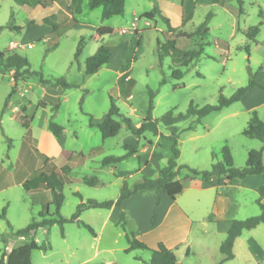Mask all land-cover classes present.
<instances>
[{
    "label": "rangeland",
    "instance_id": "obj_1",
    "mask_svg": "<svg viewBox=\"0 0 264 264\" xmlns=\"http://www.w3.org/2000/svg\"><path fill=\"white\" fill-rule=\"evenodd\" d=\"M167 1L180 3V0ZM86 3L82 0L81 14L76 17L79 27L70 28L57 37L51 33V25L60 27L69 20L64 14L69 13L65 0L57 2L61 9L46 18L48 23L42 22V18L52 14L53 10L31 9L13 0H0V52L17 50L27 57L31 72L41 73L45 79L63 78L71 86L66 90L50 91L38 82L37 76H32L19 84L6 112L1 115L12 79L11 72L0 68V163L14 178L11 186L0 190V214L5 209L6 218L0 219V235L6 239V251L34 238L39 245H49L50 249L32 251L31 264H145L135 257L148 261L150 250L125 253L128 248L126 233H132L149 249H154L159 242L174 246L176 264H218L222 259L219 247L226 238L225 223L260 214L256 190L262 185V178L233 179L228 183L223 179L218 183L212 165L223 161L225 147L236 168L246 166L249 151L262 149L260 141L243 135L252 111H256L264 122V95L261 94L251 95L244 102H236L207 115L192 129L189 127L195 118L173 128L158 123L160 136L176 134L177 166L188 168L181 169L177 177L184 186L176 197L180 212L177 217L171 215L158 229H150L153 212L150 191L121 208L126 215L125 232L117 225L119 211L114 208L81 210L78 220L90 226L95 236L76 223H65L62 228L53 224L38 229L33 237L15 236L7 227L6 221L14 230L25 228L37 217L43 205L51 201L50 192L44 187L26 191L22 186L25 179L42 171L37 167L36 158L41 160L39 155L49 158L50 164L46 165L47 170L44 169L47 172L63 166L70 168L68 182L62 188L64 201L59 211L64 218L76 213L81 199L83 202L88 199L115 200L123 181L131 185L140 175L155 178L158 170L166 165L171 143L165 138L146 133L138 139L119 119V133L103 139L99 131L89 125L90 122L99 123L106 115L111 98L119 113L136 127L147 115L149 90L154 92L151 117L158 121L169 111L175 115L185 114L190 103L198 108L215 105L220 94L230 97L246 86L251 76L264 87V0H242V12L236 0H226L223 5L197 2L191 19L184 22L181 30L193 33L209 13L212 18L202 44L197 39L176 40V46L181 50L202 45L200 57L187 67L173 66L169 57L164 59L162 67L159 66L157 41H164L161 32L166 26L159 18L154 22L141 18L152 9L153 2L125 0L123 15L105 20L101 19V8L91 11ZM167 18L175 21L172 15ZM7 25L20 31L9 30ZM102 26L110 27L112 33L98 37L96 29ZM254 26L259 31L255 43L251 44L246 32ZM121 30L126 33L120 34ZM80 39L83 45L76 62L74 53ZM132 39L139 40L137 47L130 44ZM125 41L128 45L122 59L117 53L97 73L84 76L85 60L94 55L99 46L113 50ZM124 63L129 68L126 73L129 82L123 87L125 94L120 93L117 84L120 66ZM174 69L182 72L180 79L170 76ZM162 79L165 83L161 85ZM40 102L45 106L41 107ZM56 105L58 110L53 112ZM20 107L25 108L23 113L14 112ZM21 114L28 127L23 125L25 120L19 118ZM52 115L53 121L64 129L61 142L48 130ZM134 144H138L136 156L114 166L102 165L107 157H123L127 153L124 146ZM61 150L72 153L68 162ZM262 161L264 165V153ZM190 169L210 172V185L202 186L203 182L193 180ZM91 178L97 180L95 185L87 184ZM219 193L225 200L215 208L214 200ZM49 214H54L53 207L49 208ZM216 217L224 221H213ZM3 248L0 242V253ZM232 252L233 258L223 264H264V223L243 231L235 240Z\"/></svg>",
    "mask_w": 264,
    "mask_h": 264
},
{
    "label": "trees",
    "instance_id": "obj_2",
    "mask_svg": "<svg viewBox=\"0 0 264 264\" xmlns=\"http://www.w3.org/2000/svg\"><path fill=\"white\" fill-rule=\"evenodd\" d=\"M19 5H26L29 8L33 9L35 7H40L46 9L51 7L55 2L60 0H13ZM153 2V7L150 11L142 14L141 18L154 22L157 18L161 19L166 26V30L161 32L164 39L163 42L157 41L158 45V64L160 67L163 66L164 59L169 57L171 64L173 66L187 67L193 61L197 60L202 51V45H195V47L180 50L175 46V41L177 38H185L188 40L195 41L196 39L202 44L204 38L209 32L208 22L212 18V14H208L205 20L196 28L193 33H186L181 29L172 28L168 19L163 17L160 10L153 0H147ZM199 1H211L213 3H219L223 5L226 0H181V5L183 8V22H186L191 19L193 14L194 7ZM239 5V11L242 12V0H236ZM81 2L82 0H65L66 8L69 11L71 17L69 20L60 27L52 26V34L54 36H61L70 28H73L78 24L77 16L81 14ZM87 8L89 10H94L101 8V19H109L115 16H122L124 13L125 0H87ZM44 23H48L44 19ZM7 29L13 31H20L19 28L13 25H7ZM259 29L257 26L250 27L246 32V38L249 43H255V37ZM112 33L110 27H99L96 29V34L98 37H103ZM138 32L135 31V35ZM130 44H134L136 47L139 45V40H131ZM83 45V40L80 39L79 44L74 53V60L77 62L79 56L81 55V49ZM53 47H56L54 44ZM248 50V49H247ZM111 54L109 50L104 46H99L94 53L85 60L84 67V76L89 77L97 73L104 65L108 64L110 61ZM0 68L4 72H11L12 85L10 92L7 98L4 101L3 107L1 109V115L4 114L8 107V102L13 94L17 92L19 84L25 82L28 78L32 76L38 77V82L41 85L47 86L52 89L61 88L62 90L69 89L71 86L63 78H54L50 77L45 79L41 73H34L30 70V63L27 57L24 54H21L17 50L0 52ZM121 73H123L118 79L117 84L119 85L120 93L125 94L123 89L124 85L129 82L126 80V72L128 71L127 64L124 63L120 66ZM172 78L180 79L182 77V72L179 69H174L171 71ZM165 83V80L162 79L161 85ZM253 88H259L264 90V87L255 82L254 77L251 76L248 84L242 88L237 89L230 97H224L222 94L218 96L217 103L215 105H204L201 108L194 106L190 103L185 114H174L173 111H169L164 114L160 120H153L151 117V112L153 108V98L154 92L149 90V103L148 111L146 117L142 122L137 126L133 127L130 119L124 117L119 113L118 107L115 105L114 100L110 99V108L107 111L104 119L100 123H91L90 126L96 128L103 139L115 137L121 129V121L126 124L127 129L131 132L132 135L138 139L146 133H150L155 137L160 136L158 131V123L160 122L163 126L167 128H173L176 124L189 120L190 118H195V121L192 122L189 129H192L194 126L200 123V120L211 113H217L221 110L229 107L230 105L241 101V99ZM41 107L45 106L44 102H40ZM53 112L58 110V105L53 107ZM25 108H21L23 113ZM53 115L48 121V130L56 138L58 142L62 141L63 137V127L53 121ZM19 118L25 120L23 125L28 127L27 120L24 116L19 115ZM243 135L257 139L262 144L261 150H251L247 155L246 166L243 168H236L233 165L229 150L225 147L223 148V161L216 162L212 165V170L216 174L218 180L231 181L233 179H245L248 176H261L262 185L256 190L258 194V199L256 204L259 207L260 214L254 217L247 218L242 221L232 220L230 222V228L226 233L225 240L220 244L219 252L222 256L221 261L218 264H223L233 258V244L235 240L241 236L242 232L245 230H251L256 228L258 225L264 223V165H263V153H264V122L258 117L256 111L251 112V117L248 123V127L243 131ZM165 138L171 143L170 155L167 158L166 165L158 170L155 178H148L146 176L140 175L137 179L131 184L128 185L126 181L120 186L119 195L115 200H106V201H96V200H86L83 202L79 194H75L81 199V203L77 207L76 213H74L70 218H64L60 215L59 211L63 204L64 197L62 193V188L64 183L68 182V174L70 173V168L68 166H63L57 171L47 172L46 165L49 163V158L45 155L41 156V160L36 158L37 167L41 169L38 175L33 176L31 179L26 180L22 183L23 188L26 191L37 190L39 187H44L50 192L51 201L48 204L43 205L41 211L38 213L36 218H32L29 224L22 229L14 230L9 222L6 221L7 227L13 231V235L19 237L34 236L35 232L41 228H47L53 224H57L60 228L65 223H76L79 227L86 229L92 236H95V233L90 226L81 222L79 219V214L83 209H106L110 210L115 208L119 211L117 217V225L125 232L126 226V215L121 209V204L128 200L133 195L137 194L140 191H154L156 194L153 212L150 218V226H155L157 222V214L155 209L160 203L159 192L165 193L171 199H175L180 195L184 189L183 182L177 179L179 171L181 169H188L186 166L178 167L176 160L179 157V151L177 148V136L175 133H172L168 137L160 136ZM8 147L10 145V140H8ZM151 144V143H149ZM127 153L123 157H107L102 161L104 166H114L124 159L130 156H136L138 151V144L126 145L124 146ZM61 155L65 160H69L72 156V153L69 151L61 150ZM50 164V163H49ZM190 172L194 175L193 180H199L204 184L209 182L208 177L210 172H199L193 169H190ZM97 180L91 178L87 181L88 185H95ZM13 184L12 175L8 169L1 167L0 163V190H3ZM53 207L54 214H49V208ZM0 219L6 220L5 218V209L2 210L0 214ZM126 239L128 243V248L125 250V253H129L134 250H150L151 256L148 261H143L140 257H135V260L141 261L145 264H176V257L172 250L167 248L163 243L159 242L156 244L154 249H149L148 246L139 241L132 233H126ZM0 242L4 245V248L0 253V264H31V253L32 251H43L46 252L50 249L49 245H39L34 238L29 242L19 245L16 248H13L9 251H6L7 243L4 236L0 235Z\"/></svg>",
    "mask_w": 264,
    "mask_h": 264
},
{
    "label": "crops",
    "instance_id": "obj_3",
    "mask_svg": "<svg viewBox=\"0 0 264 264\" xmlns=\"http://www.w3.org/2000/svg\"><path fill=\"white\" fill-rule=\"evenodd\" d=\"M87 1V0H86ZM155 2V4L157 5L158 9L160 10L161 14L163 17L167 18L170 17L172 15L173 19H175L174 22H171L168 18V21L171 25L172 28H175V29H181L183 27V18H184V14H183V8H182V5H181V0H180V3L179 4H176V3H173V2H169L167 0H153ZM40 8V7H38ZM42 9V8H41ZM60 6L57 4V2H55L51 7L49 8H46V10H53L52 14H47L46 16H44L42 18V22H44V19H46L47 17L51 16V15H54L55 13L58 12V10H60ZM64 14L68 17H71V15L68 13V12H64ZM175 17V18H174ZM79 21H78V24L75 25L73 28L75 27H79ZM136 31L138 32V29H136ZM177 39H180V38H177ZM176 39V40H177ZM185 39V38H184ZM188 40V39H186ZM127 45H128V41H125V42H122L120 44H118L115 48H113V50H110L109 48H107L111 54V58L110 60L114 57V55H117V53L119 54V59H122L123 56H124V53L127 49ZM175 46H176V41H175ZM177 47V46H176ZM178 48V47H177ZM179 49V48H178ZM119 50V51H118ZM181 50V49H180ZM113 51V52H112ZM114 53V54H112ZM127 73V72H126ZM123 73H119L117 78H119ZM127 76V74H126ZM128 80H129V77L127 76ZM24 83V82H23ZM49 90L51 91L52 88H49ZM49 92V91H48ZM254 94H261V95H264V93L262 92V90L258 89V88H253L251 89L242 99H241V102H244L249 96L251 95H254ZM20 111L21 112V107L20 108H16L14 109V112H18ZM13 112V111H12ZM105 117V116H104ZM103 118H101L100 122L103 121ZM99 122V123H100ZM138 126V125H137ZM136 126V127H137ZM151 145V144H150ZM145 148H143L144 150ZM70 160V159H69ZM69 160H66L67 162ZM147 163V162H146ZM139 172V171H137ZM12 175V173H11ZM248 177H254V176H248ZM246 177V178H248ZM257 177H261V176H257ZM12 179L13 178V175H12ZM178 179V178H177ZM28 180V179H25V181ZM23 181V182H25ZM215 181H217L218 183H221L222 180H218L215 179ZM232 181V180H231ZM230 181H226L224 183H228ZM210 185V180L207 184H204L202 183V186H209ZM261 185V184H260ZM259 187V185H258ZM39 189V188H38ZM37 189V190H38ZM257 189V188H256ZM32 191V190H31ZM149 192V191H148ZM145 193V191H140L138 192L137 194L133 195L132 197H130L128 200L124 201L122 204H121V208H124L125 205L130 202V200L134 199V198H137L139 195ZM150 194H151V205L153 206L154 204V200H155V197H156V194L154 191H150ZM159 198H160V203L159 205L157 206V208L155 209V212L157 214V222L155 224V226L153 227H150L151 230H156L158 229V227L164 223L165 221H167V219L172 215L174 217H177L178 216V213L180 212V208H178L177 206V199L175 198L174 200L171 199L169 196H167L165 193L163 192H159ZM222 200H225L222 196H221V193L217 194L216 197H215V202H214V207L216 208L217 207V204H219L220 202H222ZM151 207V206H150ZM115 209V208H114ZM213 221L215 222H220V221H224V220H221V218H215ZM230 222L229 221L228 223H225V230L224 232L227 233V231L229 230L230 228ZM176 233V232H175ZM167 248H169L170 250L173 251V253L175 254V250H173L174 246H167ZM188 254V251L186 252V255Z\"/></svg>",
    "mask_w": 264,
    "mask_h": 264
},
{
    "label": "built area",
    "instance_id": "obj_4",
    "mask_svg": "<svg viewBox=\"0 0 264 264\" xmlns=\"http://www.w3.org/2000/svg\"><path fill=\"white\" fill-rule=\"evenodd\" d=\"M136 31V30H135ZM126 33V31L125 30H121L120 31V34H125ZM126 80H128V78L126 77Z\"/></svg>",
    "mask_w": 264,
    "mask_h": 264
}]
</instances>
